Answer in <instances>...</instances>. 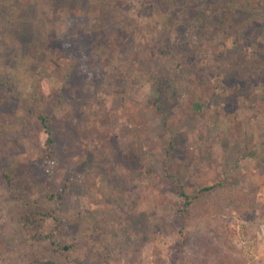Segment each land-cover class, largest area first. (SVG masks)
<instances>
[{"label":"rangeland","instance_id":"1","mask_svg":"<svg viewBox=\"0 0 264 264\" xmlns=\"http://www.w3.org/2000/svg\"><path fill=\"white\" fill-rule=\"evenodd\" d=\"M0 6V264H264V0Z\"/></svg>","mask_w":264,"mask_h":264},{"label":"trees","instance_id":"2","mask_svg":"<svg viewBox=\"0 0 264 264\" xmlns=\"http://www.w3.org/2000/svg\"><path fill=\"white\" fill-rule=\"evenodd\" d=\"M6 13H7V9L0 6V21L3 23L4 26L9 25L8 16ZM199 19L201 20V17ZM7 81H10V80H7ZM166 85H168V89L162 90V91H167L168 93H170L172 95L180 94L179 89H183V87H185L184 84H179L177 86H174L170 82H167ZM0 87L1 88L7 87L9 91H13V88L10 85H6L5 82H1ZM194 106H195V108H197L199 110L201 109L200 104H194ZM36 118L40 122V124L43 128V131L47 137L45 143H46V149L49 150L54 143L53 134H52L49 119L46 116H43L42 114L37 115ZM49 153H48V156L51 157L52 152L50 151ZM259 164L264 165V157L259 161ZM168 173H169V171H168ZM168 175H170V174H168ZM2 177L5 179H8L7 174H2ZM179 185H180L179 187L181 189L180 195L183 198L181 208H179V210H178L180 213V216H179V224H180L179 234L181 235V242H180L181 245H185L187 243L188 237H185L183 233H184V230L186 229V227L188 226V222H189L188 221L189 207H191L192 204L195 203L196 200H198L199 196H202V195L209 193V192H213L215 189L223 187L224 184H223V182H219L218 184H215V185L203 186V187L199 188L196 196H191L192 194L190 193V190H187L186 188H184L181 185V183ZM232 201L235 202V200H232ZM46 217H47V215H44V218H46ZM30 218H33V217H30ZM26 219L22 221L23 226L28 233H31L32 229H34L35 222L39 221L40 218L34 217V219L31 220V219H29V217H26ZM44 239H46V238L44 237ZM215 245L216 244H214L212 246L210 244H207L206 242H202V243L198 244L197 258H196V260H198V262L196 261L195 264H197V263L208 264L210 262V259H216L220 263H223V264H225L226 262H229L230 261L229 256L222 255L220 253L219 248L216 247ZM72 246L73 245L61 244L59 242H56L55 240H51L50 246H49L50 248L48 249V251L52 254H55V256H59L58 262L49 258L48 260L43 262V264H63L62 261L67 259V253L70 251ZM245 262L246 261L243 259V257H239V258L235 259V262H233V264H245ZM253 264H255V261H253Z\"/></svg>","mask_w":264,"mask_h":264}]
</instances>
